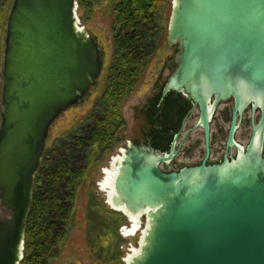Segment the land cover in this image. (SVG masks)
I'll return each instance as SVG.
<instances>
[{"label":"water","instance_id":"1","mask_svg":"<svg viewBox=\"0 0 264 264\" xmlns=\"http://www.w3.org/2000/svg\"><path fill=\"white\" fill-rule=\"evenodd\" d=\"M77 0H14L4 39L0 126V264H22L28 218L46 141L104 68L102 49L79 25ZM167 42L177 67L164 95L200 109L207 150L219 103L234 101L219 164L165 172L175 156L130 142L108 202L146 220L139 253L127 264H264V0H174ZM254 103L255 105H249ZM251 109L246 146L234 135ZM260 113V118L256 117Z\"/></svg>","mask_w":264,"mask_h":264},{"label":"rangeland","instance_id":"2","mask_svg":"<svg viewBox=\"0 0 264 264\" xmlns=\"http://www.w3.org/2000/svg\"><path fill=\"white\" fill-rule=\"evenodd\" d=\"M13 2L14 0H0V7H2V28L0 31V126L2 122L1 99L4 39L6 37L8 16ZM77 2L79 25L98 41L102 49L104 68L96 85L81 103L64 112L51 127L46 141L43 159L45 162L48 153L65 148L66 143L81 136L83 128L95 116H100L105 106L103 95L108 87L110 69L113 65L115 53V4L107 0L95 5L89 2L80 4L79 0ZM173 3L174 0H164L162 4L161 13L158 15L159 24L156 26L157 28L152 34L153 38L151 40L154 43L155 51L149 64L144 69L139 83L122 102L123 105L120 108L123 125L117 136L114 135L113 127L109 130V138L105 144L100 145L97 143L87 150V170L76 190L75 209L70 225L61 239L57 254L49 259L48 264H127L128 256L133 254L135 250H140L142 236L146 228V220L142 219V224L135 234H127L126 229L130 228L129 217L123 212L112 208L108 203V193L101 185L106 176V170L112 166L113 159L122 154V150L128 146L129 141L141 137L144 128L147 129L149 126L151 129L156 123L153 119L160 115L150 114L147 106L151 103L154 95L160 92L167 77L176 68L175 56L178 52V47L170 46L167 42ZM224 107L225 105H221L212 121L213 145L217 155L224 148L225 138L230 126V122L222 114ZM160 110V108H157L158 112ZM198 116L199 112L197 110L192 113L185 130L196 124ZM220 128L225 132L222 136L219 134ZM251 135V111L247 109L236 136L240 144L247 145ZM202 139L201 130L189 134L186 143V147L189 148L188 151L186 153L184 151L168 170L172 168L179 169L186 163L199 159L203 147ZM113 211L114 214H112ZM117 215L122 216V218ZM11 217L12 213L0 205V219Z\"/></svg>","mask_w":264,"mask_h":264},{"label":"trees","instance_id":"3","mask_svg":"<svg viewBox=\"0 0 264 264\" xmlns=\"http://www.w3.org/2000/svg\"><path fill=\"white\" fill-rule=\"evenodd\" d=\"M106 0H79L93 5ZM115 4V53L104 110L83 128V134L65 148L48 153L36 178L32 209L28 218L25 256L22 264H48L55 257L74 213L75 194L85 176L86 153L105 144L109 130L117 136L123 125L121 105L139 83L155 51L152 34L159 24L164 0H107ZM2 7H0V31ZM1 94V84H0ZM114 214V211L112 212ZM119 218L122 216L117 215Z\"/></svg>","mask_w":264,"mask_h":264},{"label":"flooded vegetation","instance_id":"4","mask_svg":"<svg viewBox=\"0 0 264 264\" xmlns=\"http://www.w3.org/2000/svg\"><path fill=\"white\" fill-rule=\"evenodd\" d=\"M175 63H176V56H175ZM177 67V64H176ZM175 69H173L174 71ZM173 72H171L172 74ZM169 75V77L171 76ZM167 77L165 83L163 84L162 88L160 89V92L157 93V95H154V98L151 100V103L148 104V109L150 111V114H160L158 117H155L153 120L156 122L150 129L148 126L147 129L144 128L143 135L139 138H136L130 142H133L137 145H150L152 148H154L156 151L168 155L173 147V144L175 142V156L170 162H165L161 164V168L165 172H174L179 171L180 169L184 167H190V166H196L201 165L202 163L206 162L208 165H214L219 164L224 161L225 157L227 156L229 159L232 157H237L238 155V149L234 146L229 147L228 146V139H229V131L232 123V117H233V111H234V101H227L219 103L218 107L215 110L214 116L212 118V121L217 113V111L220 109L221 105H225V107L222 109V114L226 118L227 121L230 122L229 130L225 138V144L224 148L220 152V154H216V150L214 149L213 145V133H212V121H211V129H210V149L209 152L207 150L206 141H205V132L203 128H197L199 119H200V109L199 107H196L194 102L189 100L184 94L170 91L164 95V89L166 86V83L169 79ZM154 102V103H153ZM249 105H255L254 103H251ZM157 108H160L161 110L158 112ZM251 111V107L249 108ZM199 112L198 120L196 124L189 128L188 130H185L188 120L192 113L194 111ZM247 111V110H246ZM245 111V113H246ZM244 113V115H245ZM260 118V113H258V119ZM244 116L242 118L241 124L239 128L242 125ZM257 119V120H258ZM251 124H252V115H251ZM238 128V130H239ZM201 130L202 131V153L200 154L199 159L195 161H191L189 163H186L185 165L181 166L179 169L172 168L171 170H168L169 167L174 164L178 158L182 155V153L185 151V153L188 151V147H186L188 135L191 134L194 131ZM236 131L234 135L235 141L239 143L237 139V132ZM219 134L224 135L225 132L222 128L219 129ZM199 142V141H198ZM197 142V143H198ZM198 145V144H197ZM242 145V144H240ZM246 146V145H244ZM196 147V144H195ZM4 208V207H3ZM7 210V209H6ZM8 219V218H7ZM2 220V219H0Z\"/></svg>","mask_w":264,"mask_h":264},{"label":"bare ground","instance_id":"5","mask_svg":"<svg viewBox=\"0 0 264 264\" xmlns=\"http://www.w3.org/2000/svg\"><path fill=\"white\" fill-rule=\"evenodd\" d=\"M124 150H122L121 153H123ZM122 154L119 155L118 157L114 158L113 159V162H112V166L111 168L107 169L106 172H105V178L103 179V183L101 186H103V188L106 190V192L108 193V199L110 200V196L112 195L114 189H113V186H114V179H115V176L117 174V171H118V165L117 163L119 161H121L122 159ZM109 203V202H108ZM112 208L114 209H118L116 208L115 206L113 207V205L111 204V202L109 203ZM129 216V220H130V228L126 229V233L127 234H130V235H133L136 233V231L139 229V216H133L131 214H128ZM139 253V250H135L133 254H130L128 256V258L132 257V256H135ZM127 258V260H128Z\"/></svg>","mask_w":264,"mask_h":264}]
</instances>
